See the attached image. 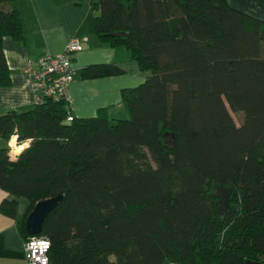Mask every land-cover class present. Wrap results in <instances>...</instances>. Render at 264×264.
Listing matches in <instances>:
<instances>
[{"label": "trees", "instance_id": "1", "mask_svg": "<svg viewBox=\"0 0 264 264\" xmlns=\"http://www.w3.org/2000/svg\"><path fill=\"white\" fill-rule=\"evenodd\" d=\"M90 7L99 43L125 49L147 76L121 90L126 118L73 117L52 101L0 114V213L26 241L33 207L63 195L41 231L48 264H264V22L228 0ZM5 37L24 38L14 0H0V88L11 86ZM124 73L103 63L78 76ZM13 136L32 139L17 162ZM215 186L231 192L223 217Z\"/></svg>", "mask_w": 264, "mask_h": 264}, {"label": "crops", "instance_id": "2", "mask_svg": "<svg viewBox=\"0 0 264 264\" xmlns=\"http://www.w3.org/2000/svg\"><path fill=\"white\" fill-rule=\"evenodd\" d=\"M95 0H14L19 12L24 38L16 42L10 37L2 40V49L10 72L11 86L0 88V114L9 110L21 112L32 109V96L24 69L29 61L45 54L62 53L68 42L76 40L81 51L72 52L70 60L77 70L69 85L71 116H95L98 109L108 108L109 121L127 117L121 100V90L143 81L142 73L123 48L102 46L93 32L95 12L90 3ZM230 6L264 22V0H228ZM114 63L124 70L117 77L81 79L78 71L89 64ZM115 80H118L115 83ZM9 196L0 191V203ZM27 208V201L18 199V215ZM0 264H27L24 241L19 236L15 220L0 213Z\"/></svg>", "mask_w": 264, "mask_h": 264}, {"label": "built area", "instance_id": "3", "mask_svg": "<svg viewBox=\"0 0 264 264\" xmlns=\"http://www.w3.org/2000/svg\"><path fill=\"white\" fill-rule=\"evenodd\" d=\"M81 50L82 47L79 43L72 39L62 53L45 54L36 61L27 63L24 69V77L31 92L33 107L42 105L46 101L63 102L67 105L70 103L69 85L75 80L77 74V70L71 64L70 54ZM9 148L12 152V147L9 146ZM40 241L49 242L41 234L29 236L24 241V254L27 264H45V258L48 264L50 247L42 252L37 244Z\"/></svg>", "mask_w": 264, "mask_h": 264}, {"label": "water", "instance_id": "4", "mask_svg": "<svg viewBox=\"0 0 264 264\" xmlns=\"http://www.w3.org/2000/svg\"><path fill=\"white\" fill-rule=\"evenodd\" d=\"M230 190L221 186H215L212 189V198L216 200V209L223 217L228 209ZM62 194L38 202L29 213L25 220V229L29 236L41 234L43 224L48 215L61 203Z\"/></svg>", "mask_w": 264, "mask_h": 264}, {"label": "clouds", "instance_id": "5", "mask_svg": "<svg viewBox=\"0 0 264 264\" xmlns=\"http://www.w3.org/2000/svg\"><path fill=\"white\" fill-rule=\"evenodd\" d=\"M17 137L13 136L9 142V146L12 147L13 145H15ZM32 144V139H28L27 141H25L23 144H21L19 147L14 149V152H10L9 153V159L11 162H17L19 156L23 153V151L30 147V145ZM38 246L41 248L42 252L46 251L49 247H50V242L48 241H40L37 242ZM45 264H47V259L45 258Z\"/></svg>", "mask_w": 264, "mask_h": 264}, {"label": "rangeland", "instance_id": "6", "mask_svg": "<svg viewBox=\"0 0 264 264\" xmlns=\"http://www.w3.org/2000/svg\"><path fill=\"white\" fill-rule=\"evenodd\" d=\"M142 73H144L145 74V72H142ZM118 80H115V83L117 82ZM144 81V80H143ZM143 81H141L140 83H142ZM140 83H137V84H135V85H133V86H128V87H126V88H133V87H135V86H137V85H139ZM126 109V108H125ZM25 111H27V110H25ZM25 111H23V112H25ZM18 112H21L20 110H18ZM231 115H232V118H233V121H234V123H235V125L236 126H238V125H240L241 124V122H242V114H240V113H237V114H233V113H231ZM90 117H93V116H90ZM90 117H84V118H90ZM112 124V123H111ZM10 142V141H9ZM18 143H17V141H16V145L15 146H20V145H17ZM8 145H9V143H8ZM15 146H12V152H14V147ZM164 264H169V263H167V262H165Z\"/></svg>", "mask_w": 264, "mask_h": 264}, {"label": "bare ground", "instance_id": "7", "mask_svg": "<svg viewBox=\"0 0 264 264\" xmlns=\"http://www.w3.org/2000/svg\"><path fill=\"white\" fill-rule=\"evenodd\" d=\"M16 143V142H15ZM14 146V145H13ZM14 148H17L16 146Z\"/></svg>", "mask_w": 264, "mask_h": 264}]
</instances>
